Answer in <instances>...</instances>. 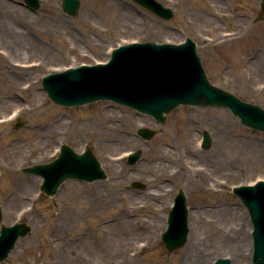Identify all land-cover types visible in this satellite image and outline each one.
Returning a JSON list of instances; mask_svg holds the SVG:
<instances>
[{"label":"rangeland","instance_id":"obj_1","mask_svg":"<svg viewBox=\"0 0 264 264\" xmlns=\"http://www.w3.org/2000/svg\"><path fill=\"white\" fill-rule=\"evenodd\" d=\"M20 1L0 0V30L6 32L0 37V226L21 220L32 229L0 264H189L185 251L200 207L209 220L199 234L208 264L219 257L253 264L250 214L232 188L264 178V131L222 106H178L165 124L111 100L65 106L50 99L42 78L106 61L121 43L191 36L210 81L264 107L261 0H160L174 9L172 20L133 0H81L76 15L64 12L60 0H41L36 10ZM111 108L122 128L100 136L97 118ZM142 126L157 131L146 140L137 133ZM205 130L209 148L201 145ZM63 142L76 151L91 145L107 177L69 178L56 194L41 192L43 177L23 168L53 159ZM138 148L141 158L129 164L124 155ZM132 182L145 187L130 188ZM179 188L187 195L190 229L187 242L168 251L161 234ZM98 193L105 204L96 203ZM125 207L124 218L141 220L129 230L113 224ZM153 223L154 240L146 237Z\"/></svg>","mask_w":264,"mask_h":264},{"label":"water","instance_id":"obj_2","mask_svg":"<svg viewBox=\"0 0 264 264\" xmlns=\"http://www.w3.org/2000/svg\"><path fill=\"white\" fill-rule=\"evenodd\" d=\"M34 9L40 0H26ZM159 16L172 19L174 11L158 0H135ZM80 0H62L64 10L76 15ZM260 18L264 19V0L261 2ZM49 97L58 104L67 106L93 102L98 99H112L149 113L162 123L166 115L181 103L226 106L238 116L242 123L264 130V107L241 99L234 93L210 82L191 37L182 44L134 42L122 45L113 51L107 63L83 65L66 71L50 74L43 78ZM22 125L19 123L18 126ZM138 133L146 139L155 130L140 127ZM211 135L204 132V147L211 144ZM141 157V149L129 155L132 164ZM25 171L38 173L44 180L41 190L53 195L68 178L94 180L105 178L91 146L78 153L67 143L55 159L25 167ZM235 193L246 204L251 214L254 231V264H264V181L256 186L235 187ZM188 206L186 195L180 190L168 217V227L162 239L169 251L181 247L188 238ZM2 212L0 209V219ZM31 230L26 222L12 225L2 224L0 228V261L14 248L17 239ZM214 264H232L229 258H219Z\"/></svg>","mask_w":264,"mask_h":264},{"label":"bare ground","instance_id":"obj_3","mask_svg":"<svg viewBox=\"0 0 264 264\" xmlns=\"http://www.w3.org/2000/svg\"><path fill=\"white\" fill-rule=\"evenodd\" d=\"M5 36H6V32H4L3 29H1L0 30V37L2 38V37H5ZM24 71H25V69L20 70V71L18 70V73L20 75H22L24 73ZM35 92H36L35 99H39L41 97V94L38 91H35ZM14 98H16V97H14ZM147 118L151 119L150 117H147ZM183 118H184V116H183ZM97 120H98V123H99V129L98 130H99V135L100 136H104V135L105 136H110L112 132L120 131V129L122 128V118L120 117V114L115 109H112V108H111V111L108 114L100 115L97 118ZM177 122L179 123L180 121L178 120ZM263 150H264V148H263ZM196 152H200V151H195V153ZM202 165H204V164H202ZM199 170L203 171V170H206V169L203 166H201L199 168ZM154 180H156V179H154ZM30 185L31 184H29L26 187L27 190H29L31 188ZM23 194H30V193L26 192V193H23ZM150 194L154 195V196L157 195V193L154 192V191H150ZM97 198L101 202H98L96 200V203L102 204L104 202V200H105V197L101 196L100 193H98ZM105 203H106V201L103 204H105ZM131 207L132 206H130V208ZM223 207L225 209L226 208H231L230 205H225ZM203 210H204V208L203 209L201 207L198 208L194 212V214L192 216V219H193V224H192L193 235L190 238V245L187 247V249L185 251V254L187 255V260H188L189 264H208V258H206L205 251L201 250V248H200V240H199V238H200L199 234H200V230H201L200 227H201L202 222L209 221L206 218H204ZM125 211H128V207H125V209H123L122 212L118 213L116 215V217L114 218V223H113L114 226H119V228L121 230H129V228H127V227H133L134 224L137 225V223L139 221H141L138 218H136V219H133V218L132 219H130V218L126 219L127 217L124 218L123 214H126ZM154 213L156 215V219H157V217H160V215L158 214V211H155ZM147 228L149 230V233L147 234L146 237L154 240L155 236L157 234V231H154L155 224L153 223L151 228L150 227H147ZM219 228L222 229L221 224H220ZM241 228H243V227H241ZM157 229H161V227H159ZM153 231H154V236H153L154 238L151 237ZM218 232H220V231L218 230ZM56 242H57V246H59V244L62 243V240L60 238H58L56 240ZM197 252H200L201 254L199 256H197Z\"/></svg>","mask_w":264,"mask_h":264}]
</instances>
